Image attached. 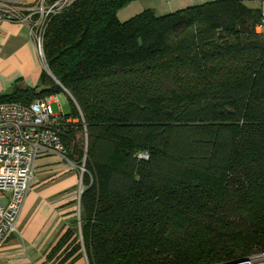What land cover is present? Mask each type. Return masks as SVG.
<instances>
[{
  "label": "trees",
  "instance_id": "16d2710c",
  "mask_svg": "<svg viewBox=\"0 0 264 264\" xmlns=\"http://www.w3.org/2000/svg\"><path fill=\"white\" fill-rule=\"evenodd\" d=\"M134 1L75 0L48 21L39 85L0 94L28 105L65 89L83 116L61 135L66 157L85 156L79 218L47 257L66 244L59 264L82 248L88 264L264 251L262 10L213 0L119 21Z\"/></svg>",
  "mask_w": 264,
  "mask_h": 264
},
{
  "label": "built area",
  "instance_id": "2783aa9c",
  "mask_svg": "<svg viewBox=\"0 0 264 264\" xmlns=\"http://www.w3.org/2000/svg\"><path fill=\"white\" fill-rule=\"evenodd\" d=\"M74 1L35 0L29 3L25 0H0V22H13L27 29L28 38L33 44L37 58L43 70L48 72L43 51L44 33L48 21ZM61 94L64 100L67 98L74 103L79 113L77 118L64 116L62 109L60 113L55 114L51 108L53 96L36 99L28 105L0 102V248L18 232L20 212L34 181L37 159L47 154H57L65 158L66 152L61 135L67 126L83 123V116L70 93L63 89ZM84 139L86 147V133ZM141 157L148 158L145 154ZM84 162L85 156L78 165L79 194L83 189ZM85 264H88L87 260ZM224 264H264V251Z\"/></svg>",
  "mask_w": 264,
  "mask_h": 264
},
{
  "label": "crops",
  "instance_id": "0c3cea01",
  "mask_svg": "<svg viewBox=\"0 0 264 264\" xmlns=\"http://www.w3.org/2000/svg\"><path fill=\"white\" fill-rule=\"evenodd\" d=\"M178 1L173 0L177 3L173 8L183 9ZM171 7H164L162 12L174 10ZM40 68L27 29L13 22H0V94L39 85ZM58 97L64 102L61 94ZM79 173L78 164L68 157L47 154L37 159L34 181L20 212L18 232L0 248V264L46 261L50 249L77 217Z\"/></svg>",
  "mask_w": 264,
  "mask_h": 264
},
{
  "label": "rangeland",
  "instance_id": "374dc122",
  "mask_svg": "<svg viewBox=\"0 0 264 264\" xmlns=\"http://www.w3.org/2000/svg\"><path fill=\"white\" fill-rule=\"evenodd\" d=\"M208 1H213V0H179L178 2L181 3V4H179L180 6L183 5V6H181L182 8L183 7L185 8V7H189V6H192V5H198V4H201V3H204V2H208ZM242 1L248 7L253 8V9H257L258 8V9H261L262 12H264V0H242ZM156 5H158V7ZM174 5H177V3H174L173 0H169V1H167V0H140V1H136V2L130 3V4L126 5L125 7H123L122 9H120L118 11L117 17H118L119 21H121V22L127 21L131 17L141 13L142 11H144L146 9H151L155 13V15H161L159 13H163L162 15H165V14L169 13L170 11L172 13V12H175V11L179 10V8H176L178 6L173 8ZM167 6L168 7L172 6L171 8L174 9V10H164V12H162L163 11L162 9L164 7H167ZM151 7H154V8H151ZM171 8H169V9H171ZM37 61H38L39 66L41 67L40 68V72L42 73L43 69H42V66H41L38 58H37ZM58 96H59V94L52 98V102H51L52 111L55 114H58V113H60V111L62 109L64 114H70L72 112V110H73V104L71 102H69L67 100V98L64 100V102H61L59 100ZM78 138H80V139L82 138L83 146H84L83 149L85 151V139H84L83 133H79ZM76 228H77V230L79 232V225ZM77 241L82 242L81 238H80V235L78 236ZM70 246H72V244ZM70 246H68V244H66L62 248V250H60L59 252L54 254V256L51 259H49L48 257H45L46 261H42L40 264H59L60 260L64 256V254L70 250ZM65 248H67V249L65 250ZM77 254H75L73 256V258H75ZM79 257L80 258L74 264H84L86 262L87 258H86L85 253L83 252V250L80 251V256ZM71 261H73L72 258L70 260L66 261L63 264H73Z\"/></svg>",
  "mask_w": 264,
  "mask_h": 264
},
{
  "label": "water",
  "instance_id": "95a60500",
  "mask_svg": "<svg viewBox=\"0 0 264 264\" xmlns=\"http://www.w3.org/2000/svg\"><path fill=\"white\" fill-rule=\"evenodd\" d=\"M61 97H64L63 94H61ZM222 264H224V263H222Z\"/></svg>",
  "mask_w": 264,
  "mask_h": 264
}]
</instances>
